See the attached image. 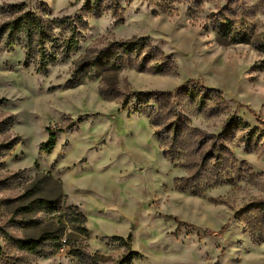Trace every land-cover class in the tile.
<instances>
[{"label":"rangeland","instance_id":"obj_1","mask_svg":"<svg viewBox=\"0 0 264 264\" xmlns=\"http://www.w3.org/2000/svg\"><path fill=\"white\" fill-rule=\"evenodd\" d=\"M90 1L0 0L49 22L77 19L83 35L76 53L40 73L25 48L0 53V264H264V242L235 218L264 199V136L247 143L249 131H264V51L254 44L264 43V0H101L98 10ZM134 37L175 70L108 65L100 78L74 80L80 60ZM188 80L203 87L199 98L213 89L202 110L174 92ZM133 90L174 92L162 110L166 122L175 106L183 116L174 161L135 99L124 105ZM234 112L249 127L222 136L225 179L215 184L216 160L202 156Z\"/></svg>","mask_w":264,"mask_h":264},{"label":"trees","instance_id":"obj_2","mask_svg":"<svg viewBox=\"0 0 264 264\" xmlns=\"http://www.w3.org/2000/svg\"><path fill=\"white\" fill-rule=\"evenodd\" d=\"M101 0H92L89 4L95 5L98 10ZM90 5V6H91ZM171 10V9H170ZM0 15H7L6 20L0 23V53L3 51H12L20 46L25 48L28 58L36 55V71L38 73L44 71L48 65L57 61H65L70 58L72 53L79 50L83 35L81 34L77 19L63 18L49 22L45 20L38 12L27 10L24 4H2L0 5ZM56 28L61 29V33L56 32ZM66 33L62 36V33ZM236 42H247L249 36L234 37ZM151 41L147 37H134L132 39L115 40L109 42L105 47L96 49L94 56L85 57L80 60L74 71L73 78L75 81H81L85 78H100L101 67L112 66L117 72L125 67H134L138 71L149 70L154 73L168 72L175 70L173 58L166 55L161 49L150 44ZM255 46L264 51V43H254ZM58 48L55 50V48ZM144 48H148L144 52ZM143 53L144 56H143ZM125 60H127V63ZM28 62L26 61V65ZM83 71H86L84 73ZM108 89H103V93H107ZM203 87L196 84L193 80H188L175 89L174 92H184L189 95L191 101L197 104V109L202 110L207 102V92H213L211 89H205L202 96L199 98ZM209 90V91H208ZM174 92H162L160 90H133L127 93L123 99L124 105L127 106L132 99H135L134 111L136 113H145L150 119V123L155 129V135L160 140L164 154L169 156L174 161L178 155V131L183 125L182 113L173 107L175 117L166 122L162 116L163 107L166 105L167 99L174 96ZM7 102V99H0V103ZM151 102H153L151 104ZM249 127L247 123L234 112L225 120L222 131L223 134L211 135L214 138L211 148L202 156L201 164L207 163V160L215 159L210 167V171L214 173L215 184L224 182L221 174L218 172L221 164V151L224 144L220 143L222 136L228 131L234 130L239 126ZM172 130V135L168 134ZM171 135V136H170ZM254 136H264V131L256 128L248 132L247 143ZM210 137V135H209ZM56 133L50 131L49 139L46 143H42V148L52 149L55 145ZM217 140V142H216ZM220 144L217 148L216 144ZM15 145L7 144L5 147L8 151L13 150ZM216 147V149H215ZM216 150V151H214ZM218 159V160H217ZM189 179V178H188ZM186 178V180H188ZM183 178L178 179L179 186L182 189L189 187ZM194 190H196L194 188ZM74 220L78 219L79 223L87 222V218L78 207H74ZM235 218L242 220L246 224L253 239L257 243L264 242V199L251 201L242 206L235 212ZM77 221V220H76ZM89 235L87 228L84 229ZM114 239L121 240L123 237L113 236Z\"/></svg>","mask_w":264,"mask_h":264}]
</instances>
